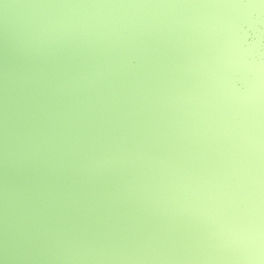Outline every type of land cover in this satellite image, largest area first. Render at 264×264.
<instances>
[{"label": "rangeland", "instance_id": "rangeland-1", "mask_svg": "<svg viewBox=\"0 0 264 264\" xmlns=\"http://www.w3.org/2000/svg\"><path fill=\"white\" fill-rule=\"evenodd\" d=\"M263 38L260 0H0V264H264Z\"/></svg>", "mask_w": 264, "mask_h": 264}, {"label": "water", "instance_id": "water-1", "mask_svg": "<svg viewBox=\"0 0 264 264\" xmlns=\"http://www.w3.org/2000/svg\"><path fill=\"white\" fill-rule=\"evenodd\" d=\"M257 12H255L254 13V16H253V20L255 21V22H257V23H259V24H261V26H263V24H262V22L260 21V19L259 18H257ZM256 25V24H255ZM242 29L243 30H245V40H244V46H247V45H251L252 43H253V41H254V39L256 38L254 35H255V32H254V28L253 27H251V26H248V24H247V22H246V24L244 25V26H242ZM246 29H247V31H246ZM260 44H261V46L262 45H264V38L263 39H261L260 40ZM253 51V50H252ZM258 51V52H257ZM252 54V53H251ZM260 54H261V51L260 50H254V57H258V58H260ZM132 58H130L129 57V59L131 60V61H133V62H135L136 61V58L134 57V56H131ZM242 83V81L240 80V79H238V83H236V85L237 86H239L240 84ZM241 86V85H240ZM167 91H170V89L169 90H167ZM224 125V124H223ZM191 155V154H190ZM184 164V163H183ZM153 177H156V176H153ZM68 180H69V178H67ZM70 181V180H69ZM163 185L164 184H161V187H163ZM258 188V187H257ZM239 197V196H238ZM203 198V200L205 201L206 200V197H202ZM236 205H237V207H238V209L240 210V211H242V212H244V213H247L248 214V208L246 207V201H245V199H244V194H243V198H238V200H237V203H236ZM92 207V204L91 205H89V207L88 208H91ZM152 211H154L153 209H151L150 210V219L151 220H153V221H156L155 223H158V221L160 222V220H159V218H157V213L156 212H152ZM185 211L186 210H184L183 211V213H185ZM21 213H24V214H26V216H28L29 218H28V220L30 221V222H32V223H36V222H34V221H32L31 219H35L34 217H33V215L31 214H29V210L28 209H26V208H24L23 206H22V208H21ZM31 218V219H30ZM59 220L61 221V222H63V223H65V225L67 224V221H68V219L67 218H65V217H59ZM247 218L245 217V216H242V218H241V220L240 221H238V225L237 226H235V227H237V229H239V230H242V232H243V234H245V236H246V238H247V243L249 244V247H250V249L252 250V252H253V255L252 256H254V258H257L258 257V248H257V246H256V243H254V235L252 234V230H250V226H246V224H247ZM68 225V224H67ZM263 225H264V223H263ZM90 226H91V228L92 229H94L95 227H94V224L93 223H90ZM106 229H107V231H108V227L106 226ZM109 233H111L112 234V232H110L109 231ZM185 238H186V236H185ZM145 241V239H143V242ZM188 241L190 242V243H188V244H190V245H194L195 247H197L198 245L197 244H194L193 242H191L189 239H188ZM185 244H186V242H185ZM116 246H118L117 244H115ZM143 245L145 246V248H147V249H149L150 251H152L153 249H150L146 244H144L143 243ZM51 248H53V247H51ZM56 248V247H55ZM217 248L218 247H215V246H210V247H208V246H205L204 248H202V250H205V251H207V252H212V253H218L219 254V256H221V253L219 252V251H223V248L222 247H219V250H217ZM57 249V248H56ZM129 249H131V252H133V250L135 249V244H133V243H131L130 244V246H129ZM116 250H118V249H116ZM52 258H56L55 256H54V253H52V257H51V259ZM200 257H199V255H197V253H196V255L194 256V261H195V264H206V263H204V261H201V259H199ZM108 261H109V264H111L112 263V261H111V259H108ZM228 261H231L229 264H242L243 263V261H241L240 259H237L236 257H234L233 255H230L229 256V258H228ZM51 264H58V263H55V261H53V262H51ZM116 264H120L118 261H116ZM168 264H178V262L176 261V259H175V257L173 256V257H171V259L169 260V262H168ZM211 264H213V263H211ZM255 264H258V261H256L255 262Z\"/></svg>", "mask_w": 264, "mask_h": 264}, {"label": "snow or ice", "instance_id": "snow-or-ice-1", "mask_svg": "<svg viewBox=\"0 0 264 264\" xmlns=\"http://www.w3.org/2000/svg\"><path fill=\"white\" fill-rule=\"evenodd\" d=\"M260 3H264V0H260Z\"/></svg>", "mask_w": 264, "mask_h": 264}]
</instances>
